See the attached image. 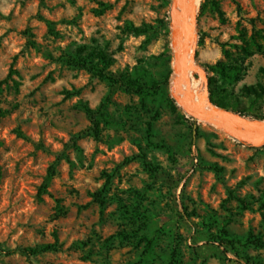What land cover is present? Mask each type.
Returning <instances> with one entry per match:
<instances>
[{"label": "rangeland", "instance_id": "374dc122", "mask_svg": "<svg viewBox=\"0 0 264 264\" xmlns=\"http://www.w3.org/2000/svg\"><path fill=\"white\" fill-rule=\"evenodd\" d=\"M198 1L196 65L212 76L207 65L223 50L239 58L248 42L253 54L241 80L221 87L264 116V95L253 104L240 96L243 86L264 84V0H214L222 15L209 7L200 13ZM170 5L0 0V245L60 247L29 258L0 254V264H169L174 248L178 264H264V248L248 243L264 241V149L171 111ZM81 48L79 56L102 51L110 75L136 79L143 90L111 87L61 61ZM190 81L200 94L198 75ZM106 98L107 122L94 138L81 106L96 109ZM107 175L101 209L92 195ZM222 230L232 245L217 239ZM143 237L152 241L149 253Z\"/></svg>", "mask_w": 264, "mask_h": 264}, {"label": "trees", "instance_id": "16d2710c", "mask_svg": "<svg viewBox=\"0 0 264 264\" xmlns=\"http://www.w3.org/2000/svg\"><path fill=\"white\" fill-rule=\"evenodd\" d=\"M208 7L213 9L214 12H216L218 15H222L218 3L214 0H201L200 13H203L205 10H207ZM46 23L51 31L52 23L48 21H46ZM128 30L134 35H140L146 32V29L137 28V27H129ZM24 34L28 38L31 37L29 31H24ZM201 42L202 41L200 39V44ZM239 49H240L239 58L233 57V54L229 50H223L222 60L217 61L213 65L206 66V71L212 74V76L207 77L209 100L214 106L220 109L231 111L240 114L242 116L252 117V119L264 120V116L249 114L247 112V109H245V107L240 105V101L238 98H231L228 91L225 88L221 87L222 84L226 85V84H231L233 82H237L241 80L243 76L242 72L244 71L243 69L244 62L247 58L251 57L253 52L250 51V46L248 42H245L244 45L239 47ZM84 51L85 50L83 48L78 49V51H76L77 52L76 54L66 55V57H62L61 61L68 67L85 70L92 77L107 81L111 87L120 85L126 91L140 92L143 90L142 85L136 79L128 80L127 82H125L121 77H114L113 75H110L107 72V69L111 65V61L102 51H90L83 56H79V54H81ZM259 74L264 78V69H260ZM218 83L219 85H217ZM263 95H264V84L261 83H257L256 85L243 86L240 92V96L246 98L252 104L255 103L257 100H259ZM105 101L106 102L100 103V105L96 109H92L86 105L81 106L85 116L87 117L91 125L89 128V133L94 138L99 137L100 123L102 121L107 122V117L105 115V112L107 108L108 99L106 98ZM168 103L171 111L175 113L177 111V106L175 105V102L169 98ZM179 119L190 122L191 124L193 123L196 124V122L192 118L187 116L185 118V115H180ZM151 131H152V123L149 122L147 124V130H146L147 137H149ZM18 136H21V134L18 133ZM147 144L154 148L166 150L168 155L172 154L171 148L164 144H151L149 141L147 142ZM260 149H264V146L261 147ZM142 160L147 169L152 168L145 161V158ZM109 180L110 177L107 175L106 181L102 189L99 192L94 193L92 195L93 201L98 203L101 209H103L105 205L103 195L106 192V188L109 183ZM45 192H46V184H43L40 187L39 193L41 194ZM261 207L264 208V201L261 203ZM126 214L132 219H137L139 217V215L135 213H129L128 211H126ZM221 233L224 238H217L220 241L230 245H232L235 242L234 239L228 234L226 230H222ZM143 241L145 242V252L149 253L151 249L152 241L146 237H143ZM248 243L257 246L259 248H264V241H262L259 237L250 236ZM59 249L60 247H58L56 244L43 245L39 247L16 248L12 250L5 249L0 245V254L10 256L19 253L29 258L45 252H51V251L56 252ZM169 264H178V251L175 248L172 250L170 254Z\"/></svg>", "mask_w": 264, "mask_h": 264}, {"label": "water", "instance_id": "95a60500", "mask_svg": "<svg viewBox=\"0 0 264 264\" xmlns=\"http://www.w3.org/2000/svg\"><path fill=\"white\" fill-rule=\"evenodd\" d=\"M197 4L196 0H171L170 39L174 48V51L171 50V98L176 106L196 123L210 125L252 148H261L264 146V120L220 109L209 100L206 72L196 65L191 56L196 36ZM193 73L197 74L203 83V92L199 96L191 90L189 75Z\"/></svg>", "mask_w": 264, "mask_h": 264}, {"label": "bare ground", "instance_id": "6f19581e", "mask_svg": "<svg viewBox=\"0 0 264 264\" xmlns=\"http://www.w3.org/2000/svg\"><path fill=\"white\" fill-rule=\"evenodd\" d=\"M196 1H197V3L199 2L198 0H196ZM197 5H198V4H197ZM195 44H196V36H195V42L193 43L192 50H191V56H192V57H193V48L195 47ZM173 49H174V48H173ZM189 76H191V74H190ZM191 90H192V92H194V94H195L196 96L201 95L202 92H203V91H201V93L198 94L197 92H195V91L192 89V86H191ZM202 90H203V89H202Z\"/></svg>", "mask_w": 264, "mask_h": 264}]
</instances>
